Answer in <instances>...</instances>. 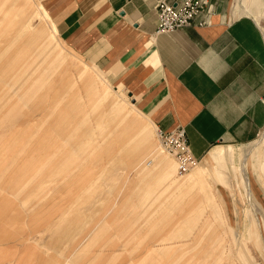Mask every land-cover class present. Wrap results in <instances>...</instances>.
Listing matches in <instances>:
<instances>
[{"label": "rangeland", "instance_id": "rangeland-1", "mask_svg": "<svg viewBox=\"0 0 264 264\" xmlns=\"http://www.w3.org/2000/svg\"><path fill=\"white\" fill-rule=\"evenodd\" d=\"M23 1L31 5L24 14L22 0H0V264H264V182L251 176L259 204L241 170L264 132L219 147L236 152L235 166L225 163L230 185L206 158L183 175L165 171V160L177 162L158 150L156 127L57 37L41 0ZM52 59L73 77L55 92L47 78L18 106L42 78L6 72Z\"/></svg>", "mask_w": 264, "mask_h": 264}, {"label": "crops", "instance_id": "crops-1", "mask_svg": "<svg viewBox=\"0 0 264 264\" xmlns=\"http://www.w3.org/2000/svg\"><path fill=\"white\" fill-rule=\"evenodd\" d=\"M158 1L41 0V6L71 51L121 87L156 130L184 127L194 156L213 161L214 176L230 185L225 163L235 166L236 152L219 147L247 145L264 132V0H209L193 25L159 34ZM29 6L22 0L18 10L24 14ZM65 67L52 59L39 67L8 69L7 78L24 73L23 78L44 79L27 92L24 88L27 96L18 99V106L43 91L47 78L54 92L60 89L65 75L73 77L70 67L62 73ZM241 159L248 195L258 202L251 176L258 172L264 182V142L259 154L252 151Z\"/></svg>", "mask_w": 264, "mask_h": 264}, {"label": "built area", "instance_id": "built-area-1", "mask_svg": "<svg viewBox=\"0 0 264 264\" xmlns=\"http://www.w3.org/2000/svg\"><path fill=\"white\" fill-rule=\"evenodd\" d=\"M209 6V0H184L181 2L158 1L159 24L156 33H167L175 29L191 26L195 18ZM205 22L200 23L203 25ZM158 150L174 156L180 174L185 173L198 163L188 143L186 130L178 127L172 130L158 128L156 130ZM154 159L146 161V166H151Z\"/></svg>", "mask_w": 264, "mask_h": 264}, {"label": "bare ground", "instance_id": "bare-ground-1", "mask_svg": "<svg viewBox=\"0 0 264 264\" xmlns=\"http://www.w3.org/2000/svg\"><path fill=\"white\" fill-rule=\"evenodd\" d=\"M141 140H142V144L138 145L140 148H142L143 146L145 147L149 143L148 135H147L146 132H142V138H141ZM140 148H139V150H140ZM147 148H149V147H147ZM162 167L167 172H169V171H175L176 172L177 171L179 175H183L184 174V173L183 174H180L179 173L177 164H175L171 160H168V161L165 160L164 161V165Z\"/></svg>", "mask_w": 264, "mask_h": 264}]
</instances>
